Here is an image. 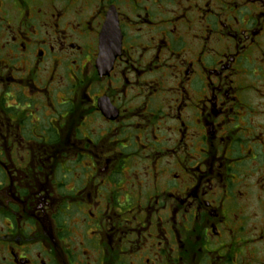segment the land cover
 <instances>
[{"label": "flooded vegetation", "instance_id": "1", "mask_svg": "<svg viewBox=\"0 0 264 264\" xmlns=\"http://www.w3.org/2000/svg\"><path fill=\"white\" fill-rule=\"evenodd\" d=\"M0 264H264V0H0Z\"/></svg>", "mask_w": 264, "mask_h": 264}, {"label": "water", "instance_id": "2", "mask_svg": "<svg viewBox=\"0 0 264 264\" xmlns=\"http://www.w3.org/2000/svg\"><path fill=\"white\" fill-rule=\"evenodd\" d=\"M112 25L110 23H108L105 27V30H104V33H103V40L101 41V54H100V59H99V62L100 64H105L107 63V61L109 60L108 57L111 56L112 52L113 51H116L115 54H113L112 56V60L111 62L113 61V59L116 57V55H118L119 53V48H120V45H121V41L120 39L119 40H107L105 38V35L107 34L108 31L111 30V27Z\"/></svg>", "mask_w": 264, "mask_h": 264}]
</instances>
